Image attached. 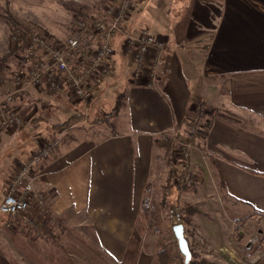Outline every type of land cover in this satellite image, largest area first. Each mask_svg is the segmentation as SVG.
Instances as JSON below:
<instances>
[{"label": "rangeland", "instance_id": "374dc122", "mask_svg": "<svg viewBox=\"0 0 264 264\" xmlns=\"http://www.w3.org/2000/svg\"><path fill=\"white\" fill-rule=\"evenodd\" d=\"M164 1L167 3L169 0H157V5L155 3L151 5L152 1L139 5L140 2L137 0H131L128 16L122 23L120 32L111 37V66L107 78L102 85H98V92L94 93L93 90L91 99L84 101L75 97L69 89L70 84L63 80L62 74L52 66L47 50L60 48L66 54L65 61L68 70L76 73L74 71L78 69L80 51L84 53V56L92 57L100 44L101 37L97 33L93 35V38L80 42L79 50L66 48L67 41L79 35L80 24L84 23L92 27L97 20L103 18L104 8L113 7L117 0H0V125L5 123L7 117L11 115L22 120V125L19 127L13 124L6 126L8 127L6 131H9L6 134H9L11 138L13 133L17 134L25 128V132L21 133L23 139L16 138L13 141L4 136L1 137L0 159L10 148V150H15L14 154L18 160L12 167L11 175L2 184L0 200L8 194L9 186L15 179L20 166L26 164L28 159H31L42 148L44 140L41 139L39 132L44 133L47 130L55 132L52 129L54 126L46 130L42 128L41 131H37L36 135H38L29 143L28 118L41 117L44 113L42 110L45 109L51 124L63 123L71 117L79 119L78 125L69 129L63 140L60 139V146L51 154L52 157L42 161L32 172L34 189L36 190L37 186L39 191L43 192H40L43 201L50 203L53 210L64 208L62 212H65L64 216L69 219V222L65 220L68 224L65 226L66 230L64 229L61 236L51 235L50 227L57 229V221L51 213L46 211L44 204L42 207H36L38 210L36 217L29 214L33 225L23 223L21 230L17 227L22 223L21 219H8L12 225L5 227L6 225L3 224L6 223L7 217L5 220L2 219L3 215H0V226L2 224L4 228L1 229L2 236L6 233L12 239L10 248L15 247L16 237L26 228L27 234L29 228L30 232L32 231L37 237H42L47 241L49 239L59 241L58 244H62L66 254L69 250L75 251L83 248L82 253L74 252V255L88 257L90 255L88 248H113L114 251L117 248H126L131 232L130 226L140 206L142 204L149 206L152 202L160 204L165 199L167 200L166 206L161 208L162 227L160 231L152 234L146 233L142 236L137 264H154V258L151 255L156 251L157 241L165 245L177 244L176 239L171 235L172 227L176 224L183 225L184 237L187 240L191 257L197 261L206 260L210 264H264V214L253 211L243 215L238 213L239 209L233 204L232 198H229L225 190L220 189L208 155L216 165H219L222 158L216 153L207 151V147L204 146L208 130L212 127L211 122L218 117L219 110H222L219 104L221 109L207 105L199 98H192L189 105V120L187 119L189 122L185 125L175 123L158 131L152 129L154 126L152 128L145 126L147 131L145 133L141 130H133L130 125L131 116H140L142 111L130 107L133 100L130 102L129 95L135 99L137 90H133L136 88L140 89L141 93L143 89H147L163 95L166 88L163 81L166 77L160 70L158 80L150 86L148 74L152 60L147 58V64L141 70L143 72L141 78L137 82L133 81L132 57L126 50L127 37L137 38L141 29L147 28L152 35L164 40L166 55L169 56L177 49L183 64H191L189 59H192L193 55H191L190 48L200 46L188 42L177 45L169 44L171 36L164 26L167 25L168 19L166 14L159 10ZM146 21L152 24V28L149 29ZM167 37H169L168 41ZM33 38L43 41L46 48L38 43L33 44ZM207 47L204 46V50H207ZM201 63V60L195 61L197 71L191 70L194 77L201 72ZM185 64L184 68H186ZM34 70L40 73L41 83L39 85H33L30 81ZM48 81L58 83L60 88H63L61 92L50 91L47 88ZM196 86L200 88L199 84ZM226 108L229 109V107ZM228 113L233 114L231 111ZM191 123L195 124L193 128H190ZM127 133L130 136L125 141L116 138L117 135ZM113 134L117 135L113 136ZM145 134L149 135L145 137ZM53 135L59 136V133ZM53 135H48L49 141L53 139ZM162 135L171 138L169 152L156 148L152 142L147 141L146 143L147 138H162ZM68 136H73L75 140L68 139ZM136 139L137 142H135ZM139 139L142 142H139ZM33 140L35 143L32 146L31 141ZM124 143L126 145L145 144L140 151L130 146L131 153L121 155L120 146ZM143 147H145L144 150H142ZM31 153L33 154L29 157ZM73 154L79 159L77 173L83 171L76 176L77 179L85 181V187H82L80 194H83L81 197L87 203L89 197L85 193H89L88 188L91 182H98L97 179L104 178V168L107 171L110 168L113 172L112 208L107 209V212L114 217H124L122 220H113V237L102 234L98 229L99 233H95L96 230L92 226L95 221H99L100 216L92 211V208L91 210L90 208L82 209V206L77 209L78 211H74L72 188L66 187L65 181H59L62 187L58 190L48 183L41 182L40 184L46 175L41 174L43 167L49 166L57 159L63 157L61 161L66 165V169L72 170ZM116 165L124 171L120 173ZM93 167H95L94 170ZM98 167L102 171L100 174L97 172ZM2 175L6 176L5 173ZM54 178L51 176L52 181ZM140 180L143 185L135 187V182L140 184ZM168 180H171L170 185H168ZM183 180L185 188L178 192V183H182ZM22 188L23 186L17 187L18 191ZM59 193L61 196L66 194L67 203L65 205L61 198L58 202L62 206L57 207L58 202L53 204L52 199ZM76 194L78 196V191ZM182 204H188L197 211L187 224L182 220L183 213L180 210ZM170 211L179 213L180 222L168 216ZM42 212L45 216L41 217ZM55 232L59 233L57 230ZM7 236L2 239L4 242H10ZM8 245L6 244V248ZM72 259L74 260L71 263L74 264L82 262L75 260L78 258Z\"/></svg>", "mask_w": 264, "mask_h": 264}, {"label": "crops", "instance_id": "0c3cea01", "mask_svg": "<svg viewBox=\"0 0 264 264\" xmlns=\"http://www.w3.org/2000/svg\"><path fill=\"white\" fill-rule=\"evenodd\" d=\"M137 1L140 2L139 5L147 4L150 1L153 2L151 5L154 3L157 5V0ZM159 10H162L168 19L167 25L164 26L171 36L169 44L177 45L188 42L200 46L194 49L190 48L191 55H193L192 59H189L191 64L184 63L186 67L184 68L177 49L168 56L165 44L161 68L166 77V80L163 81L166 85L164 94L147 89H143V93H141V90L137 88L133 90H137L135 99H132L128 94L130 102L133 100L130 107L142 111L140 116H131L130 125L133 130H141L143 133L147 132L145 126L150 128L154 126L152 129L158 131L175 123L185 125L189 122V105L194 97L201 99L207 105L217 108L220 106L223 112L219 110L218 117L211 122L212 127L208 130L204 146L207 147V151L216 153L222 158L218 167L225 184V192L230 199L232 198L233 204L238 207V213L243 215L253 211L264 214V0H169L167 3L164 1ZM146 24L149 25V29L152 28V24L147 21ZM149 32L152 34L151 31ZM204 46H208L207 50H204ZM198 60L202 62L201 72L198 71L200 73L194 77L191 70L197 71L195 61ZM189 71L191 75L188 74ZM103 82L99 85H102ZM197 84L200 85V88L196 86ZM97 86L93 89L94 93L98 92L99 86ZM42 111L44 113L41 117L28 118L27 129L29 142L38 135H36L37 131H41L42 128L51 129L54 126L52 129L55 132L52 130L44 131V133L39 132L42 136L41 139L44 140V145L49 141L48 135L58 133L57 126L65 121L51 124L48 121L50 117L46 110ZM230 111L233 113L232 115H229ZM77 125L78 123L64 129L59 132V136L53 135L52 138L59 137L63 140L65 133ZM109 127L111 129L110 125ZM7 129L8 127L0 129V143L3 136L15 141L16 138H21V133L25 132V128H23L19 133H13L11 138L9 134H6L9 133L6 131ZM116 135L113 134V136ZM129 136L127 133L117 135L116 138L125 141ZM69 138L75 140L73 136H68ZM154 139L147 138L146 143L147 141L154 143ZM140 141L142 142L141 139H139ZM34 143V140L31 141L32 146ZM143 145L139 143L126 145L124 143L120 146V154L129 155L131 153L130 146L140 151ZM0 149H2L1 144ZM28 152L30 153V151ZM14 153L15 150L8 148L0 159V191H2L3 182L11 175L12 167L18 160ZM32 154H29V157ZM72 158V170L66 169V165L62 162L63 157L50 163L49 166L43 167L41 174L46 175L40 184L41 182L48 183L58 190L62 187L59 181H65L67 184L65 186L72 188L74 211H78L77 209L82 206V209L90 208L91 210L92 208V211L100 216L99 221H95L92 226L96 230L95 233H99L98 229L102 234L113 237V220H122L124 217H114L107 212L112 208V170L109 168L107 171L104 168V178L97 179L98 182H91L88 188L89 193H85L89 197L87 203L81 197L83 194H80L82 187H85V181L77 179L76 176L83 171L77 173L79 159L74 154ZM116 168L120 169V173L124 171L119 165H116ZM94 169L95 167H93ZM97 172L99 174L102 172L100 167L97 168ZM2 173H5L7 177ZM108 173L109 175H107ZM55 175H59V179ZM51 176L55 177L54 181L51 180ZM141 182V180L140 184L135 182V187L141 186ZM36 191L41 192L37 186ZM65 196L66 194L61 196L59 193L52 199V203L54 204L62 198L66 205ZM33 203L34 205H32ZM45 203V200L41 204L32 200L29 214L35 216L38 212L36 207H42L44 204L46 211L51 213L54 220L57 221V229L50 227L51 235L61 236L64 229L66 230L65 226H68L65 220L69 222L68 217L64 216L66 213L62 212L64 208L53 210L50 203ZM59 205L62 206L60 202L57 203V207ZM138 211L139 209L130 226V235ZM42 216H45L43 212ZM2 219L6 220L5 216ZM5 224L3 225L5 226ZM20 225L17 227L21 230L22 223ZM1 229H4L2 224L0 226V264H74L71 263L74 260L72 258L81 260L80 264H114L115 262L120 264L126 250V248H122L123 250L117 248L115 251L113 248H88L90 253L88 257L74 255V252L82 253L84 251L82 248V250H69L66 254L62 244H58L59 241L54 239L47 241L42 237H37L32 231V233L30 232L29 228L28 234L27 228L23 229L24 232H19L15 239V247L10 248L12 239L6 233L2 236ZM56 230L60 234L56 233ZM6 236L10 242L2 240ZM6 244H9L8 248H6ZM106 245L105 242L104 246L106 247ZM119 252L121 253L119 254ZM155 252L151 255L153 258Z\"/></svg>", "mask_w": 264, "mask_h": 264}, {"label": "built area", "instance_id": "2783aa9c", "mask_svg": "<svg viewBox=\"0 0 264 264\" xmlns=\"http://www.w3.org/2000/svg\"><path fill=\"white\" fill-rule=\"evenodd\" d=\"M130 2L131 0H117L113 7H105L103 18L97 20L92 27L84 23L80 24L78 28L79 35L67 41L66 48H69V50H79L80 42L91 39V37L93 38V35L97 33L101 37L100 44L92 57H86L80 51L78 69L74 71L76 73L68 70V65L65 61L66 54L60 48H50L47 50L52 60V66L62 74L63 80L70 84L69 89L76 98L84 101L90 100L94 87L102 83L107 77L110 70V57L112 55L111 37L120 32L122 23L128 16ZM32 40L33 44L38 43L40 46H45L43 41L35 40L34 38ZM126 45V50L131 54L133 62V81L137 82L141 78V74L143 73L141 70L147 64V58H150L152 63L148 74L150 81L148 82L150 86L154 81L156 83L163 64L164 41L158 36L152 35L147 28H144L141 29L137 38L127 37ZM30 81L33 85L41 83V76L37 70H34L31 74ZM47 88L54 93H59L63 89L55 81H48ZM21 121L19 118L11 115L9 118L7 117L5 123L0 125V129L7 128L6 126L9 124L10 126L13 124L19 127L22 125ZM59 144L60 138H53L46 142L26 164L20 166L15 179L9 186L8 194L0 201V215L7 217L5 227H10L11 224L8 219L13 220L14 218L21 219L22 224L33 225L32 218L29 215L30 203L32 200L37 199V203L41 204L43 196L34 189L32 172L42 161L50 157ZM18 186H23V188L18 191ZM168 216L173 218L174 221L180 222L179 213L170 211Z\"/></svg>", "mask_w": 264, "mask_h": 264}, {"label": "trees", "instance_id": "16d2710c", "mask_svg": "<svg viewBox=\"0 0 264 264\" xmlns=\"http://www.w3.org/2000/svg\"><path fill=\"white\" fill-rule=\"evenodd\" d=\"M79 119L70 118L65 121L63 124L57 126V132H61L66 128L76 124ZM194 123L190 124V128L194 127ZM171 138L167 135H162V138L157 137L154 139V146L158 149H163L167 152L171 150ZM210 157V164L214 169L217 181L220 189L225 190V184L223 182L222 174L219 170L218 165H216L215 161ZM186 166H188L186 164ZM169 182V183H168ZM168 185H170L171 180H168ZM185 188V181L182 183H178L177 190L178 192ZM167 200L163 199L160 204L155 202L150 203L149 206L142 204L139 208L137 217L135 219V223L132 229V233L128 240V244L125 250L124 258L121 264H135L137 260V255L139 252V247L142 242V236L148 233H154L155 231H160V228L163 224V219L161 215V208L166 206L165 203ZM181 212L183 213L182 220L185 224L189 223L192 215L196 214L197 211L188 204H182ZM171 235L174 238V235L171 230ZM156 252L154 256V264H184L183 257L180 254L177 244L174 245H165L161 241L156 242ZM188 264H210L206 260H195L191 257V260Z\"/></svg>", "mask_w": 264, "mask_h": 264}, {"label": "water", "instance_id": "95a60500", "mask_svg": "<svg viewBox=\"0 0 264 264\" xmlns=\"http://www.w3.org/2000/svg\"><path fill=\"white\" fill-rule=\"evenodd\" d=\"M183 225L176 224L172 227V232L174 238L178 244V250L180 254L184 257V264H188L191 260V252L187 243L186 238L184 237V229Z\"/></svg>", "mask_w": 264, "mask_h": 264}]
</instances>
